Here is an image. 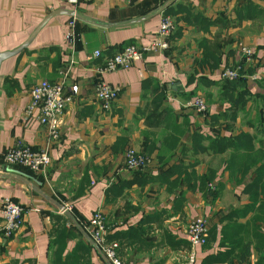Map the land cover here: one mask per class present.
Segmentation results:
<instances>
[{
  "label": "crops",
  "instance_id": "0c3cea01",
  "mask_svg": "<svg viewBox=\"0 0 264 264\" xmlns=\"http://www.w3.org/2000/svg\"><path fill=\"white\" fill-rule=\"evenodd\" d=\"M69 8L67 0H0V52L21 46L51 13ZM77 12L84 20H76L72 42L73 19L59 14L2 65L0 208L12 198L26 211L19 231L0 237V264H111L81 230L69 229L57 204L71 206L83 225L103 211L126 263L184 264L192 252L186 230L205 217L209 237L194 249L195 264H264L253 230L230 229L252 226L256 211L246 214V190L264 168V0H92ZM166 16L176 25L170 48L105 74L121 94L103 112L95 69L126 47L149 44ZM244 47L254 51L246 65ZM97 50L101 60L88 61ZM240 64L248 101L246 113L231 118L219 74ZM39 80H64L72 96L57 143L36 117L25 118ZM197 96L209 106L206 116L185 107ZM18 141L48 150L45 172L3 162ZM128 148L152 159L145 171L126 170ZM236 240L252 243L247 253L231 247Z\"/></svg>",
  "mask_w": 264,
  "mask_h": 264
},
{
  "label": "built area",
  "instance_id": "2783aa9c",
  "mask_svg": "<svg viewBox=\"0 0 264 264\" xmlns=\"http://www.w3.org/2000/svg\"><path fill=\"white\" fill-rule=\"evenodd\" d=\"M67 2L77 7L81 3H90L92 0H67ZM75 25L76 20H71L69 23L71 32L67 36L69 42L73 41ZM175 29V21L171 17H163L156 37L149 44L126 47L114 56L106 58L105 63L95 69L94 95L100 103L103 112H111L113 104L119 99L121 94V88L106 83L103 80V76L121 70H128L134 67L138 61L144 59L146 55L169 49L170 37ZM241 56L243 65L254 61V51L251 48H242ZM101 57L102 51L97 50L93 54L88 55L87 60L93 61ZM243 65L223 68L219 74L220 79L227 81L238 80L242 77L240 70L243 69ZM66 88L64 80L57 82L39 80L29 93L30 101L25 111V118L36 117L40 124L48 129V137L52 143L60 141L62 120L68 105L72 102V96L65 93ZM73 90L75 91L76 88H73ZM185 107L202 116H206L209 111V106L202 96H197L195 99L188 101ZM124 159L125 168L128 171H145L152 163L150 157L135 148H128L124 154ZM2 160L7 165L27 169L35 174L45 172L52 162L48 150L35 149L22 141H18L5 150L2 154ZM25 211L26 209L15 201L9 198L3 200L0 208V237L9 239L23 227ZM67 212L72 214L73 208L64 205V210L58 211V214L66 217L65 214ZM72 216L89 239L100 247L111 264H130L118 257L119 244L114 241H108L110 228L103 211L98 210L93 213L85 225L80 223L73 214ZM67 226L69 228L75 227L70 219H68ZM209 231L210 224L205 217H198L189 224L186 234L192 246V252L184 264H195L197 255L194 249L207 244Z\"/></svg>",
  "mask_w": 264,
  "mask_h": 264
},
{
  "label": "trees",
  "instance_id": "16d2710c",
  "mask_svg": "<svg viewBox=\"0 0 264 264\" xmlns=\"http://www.w3.org/2000/svg\"><path fill=\"white\" fill-rule=\"evenodd\" d=\"M122 51V50H121ZM120 52V51H119ZM118 52V53H119ZM117 54V53H116ZM113 55V54H111ZM110 55V56H111ZM214 54H211L210 56H213ZM114 56V55H113ZM112 57V56H111ZM101 60V59H98ZM216 60V59H215ZM244 69L240 70L241 76H243ZM226 87L228 88V92L230 94L229 101L232 103V112L230 113L231 118H235L238 116L239 112H245L246 103L248 101V92L246 91V80L241 77L236 81H227L225 80ZM243 90L242 93L238 92L237 94L235 91L237 90ZM246 113V112H245ZM260 170L257 172V179L254 181L252 185L247 188L246 193L249 195L251 199V203L246 209V214L249 212H255L256 215L252 219V226L248 225L245 227V225H236L235 228H230L234 231L240 232L239 234H244L246 231L249 232L250 230H253L254 232V240L256 241V248L258 250L264 249V233H262L261 224L264 223V217L263 219L258 218L257 213L264 212V168L260 167ZM140 173V172H138ZM260 204V205H258ZM259 206V207H258ZM237 214L235 213V216ZM68 223V220H65V224ZM259 223V225H256ZM66 227V226H65ZM70 229V228H69ZM225 237V236H224ZM108 241L113 242V237H110V234L108 235ZM115 242V241H114ZM225 242V241H224ZM241 240L233 241V245H231L232 248H241L242 252L247 253L251 242L249 243H241ZM119 249V248H118Z\"/></svg>",
  "mask_w": 264,
  "mask_h": 264
},
{
  "label": "water",
  "instance_id": "95a60500",
  "mask_svg": "<svg viewBox=\"0 0 264 264\" xmlns=\"http://www.w3.org/2000/svg\"><path fill=\"white\" fill-rule=\"evenodd\" d=\"M69 6H70V8L69 9H67V10H59V11H55V12H53V13H51L46 19H44L43 21H42V23L35 29V31L31 34V36L27 39V41L24 43V44H22L21 46H19V47H17V48H15V49H13V50H9V51H1L0 52V83H1V69H2V65H3V63L6 61V60H8V59H10V58H13V57H16L18 54H20L22 51H24L25 49H28L30 46H31V44H32V42H33V40L35 39V37L37 36V34L40 32V30H41V28L52 18V17H54V16H56V15H59V14H66V15H68V16H70V18L71 19H75V20H84V18L81 16V15H79V13L77 12V7L76 6H73V5H71V4H69ZM165 8H167V5H165L164 6V9ZM163 8H162V11L164 10ZM9 199H11V200H13L14 201V199H12V198H9ZM16 202V201H15ZM16 203H18V202H16ZM18 204H20V203H18ZM20 205H22V204H20ZM23 206V205H22ZM57 206H58V211H63L64 210V205H62V204H60V205H58L57 204ZM66 215V217L68 218V219H70L73 223H74V225H75V227L76 228H78L79 230H81L82 232H83V234L85 235V237L87 238V240L95 247V249L98 251V253L105 259V260H107L106 259V257L104 256V254H103V252H102V250L100 249V247H98L97 245H95L92 241H91V239H89V237L86 235V233L83 231V229L75 222V220H74V218H73V216H72V214H70V213H66L65 214ZM108 261V260H107Z\"/></svg>",
  "mask_w": 264,
  "mask_h": 264
},
{
  "label": "rangeland",
  "instance_id": "374dc122",
  "mask_svg": "<svg viewBox=\"0 0 264 264\" xmlns=\"http://www.w3.org/2000/svg\"><path fill=\"white\" fill-rule=\"evenodd\" d=\"M257 216H259L258 218H260V219H263L262 217H264V212H262V213H257ZM261 228H262V233H264V223L262 222V224H261ZM264 235V234H263Z\"/></svg>",
  "mask_w": 264,
  "mask_h": 264
}]
</instances>
